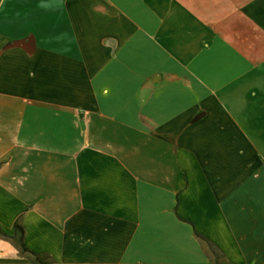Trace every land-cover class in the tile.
<instances>
[{
    "label": "crops",
    "instance_id": "1",
    "mask_svg": "<svg viewBox=\"0 0 264 264\" xmlns=\"http://www.w3.org/2000/svg\"><path fill=\"white\" fill-rule=\"evenodd\" d=\"M263 93L264 0H0V264H264Z\"/></svg>",
    "mask_w": 264,
    "mask_h": 264
},
{
    "label": "trees",
    "instance_id": "2",
    "mask_svg": "<svg viewBox=\"0 0 264 264\" xmlns=\"http://www.w3.org/2000/svg\"><path fill=\"white\" fill-rule=\"evenodd\" d=\"M13 232H14V234L18 235V240H17V242H18V245H19V251H20V252L27 253L28 255H30L33 264H47V263L43 260V258L39 257L38 255L31 254V253L27 252V251L22 247V245H21V240H20V239H21V229L18 227L16 221L13 223ZM195 237H196L199 241H201V243L205 246V248H206L207 250H209V253L212 254V249H211L210 245H209V244H208L203 238L197 236L196 234H195Z\"/></svg>",
    "mask_w": 264,
    "mask_h": 264
},
{
    "label": "rangeland",
    "instance_id": "3",
    "mask_svg": "<svg viewBox=\"0 0 264 264\" xmlns=\"http://www.w3.org/2000/svg\"><path fill=\"white\" fill-rule=\"evenodd\" d=\"M261 92H262V91H261ZM263 94H264V93H263ZM251 129H253V130H254V129H255V127H254V126H251ZM253 139H254V138H253ZM253 139H252V140H253Z\"/></svg>",
    "mask_w": 264,
    "mask_h": 264
}]
</instances>
